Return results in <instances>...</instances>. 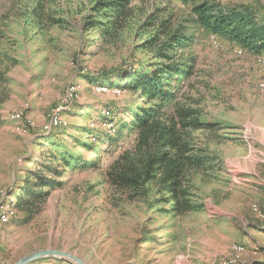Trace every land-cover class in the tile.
Masks as SVG:
<instances>
[{
  "label": "rangeland",
  "instance_id": "obj_1",
  "mask_svg": "<svg viewBox=\"0 0 264 264\" xmlns=\"http://www.w3.org/2000/svg\"><path fill=\"white\" fill-rule=\"evenodd\" d=\"M215 1L225 10L247 8L264 22V0ZM35 3L45 10L39 25L31 13ZM135 5L145 12L165 9L190 43L185 53L193 66L178 96L197 100L200 120L214 126L211 134H196L215 158L210 178L195 181L197 209L175 217L169 205L154 204L152 186L144 201L128 203L114 194L104 172L131 145L123 131L115 143L94 144L103 151L95 168L66 169L32 221H9L22 216L14 206L26 173L61 166L48 157L63 151L54 145L94 158L75 147L74 138L87 140L81 128L99 129L98 137L104 128L115 134L120 116L117 123L114 115L104 122L101 115H110L104 109L139 100L100 84L105 73L144 63L149 54L130 37L110 48L93 44L95 34L82 23L91 12L88 0H0V60L11 65L10 97L0 114V215L6 216L0 220V264L44 249L72 253L86 264H264V52L253 54L206 32L184 0Z\"/></svg>",
  "mask_w": 264,
  "mask_h": 264
},
{
  "label": "trees",
  "instance_id": "obj_2",
  "mask_svg": "<svg viewBox=\"0 0 264 264\" xmlns=\"http://www.w3.org/2000/svg\"><path fill=\"white\" fill-rule=\"evenodd\" d=\"M184 1L190 3V13L206 32L253 54L264 52V22L257 21L249 9L225 10L215 0ZM88 3L91 12L83 17L82 23L95 34L93 44L110 48L130 37L135 41L140 39L138 47L149 54L144 63L126 64L105 73L100 84L136 94L139 101L124 108H105L110 114L108 119L100 114L104 122H112L114 115L113 122L117 123L120 116L113 135L104 128L101 130L105 134L98 137L99 129L81 128L87 140L81 142L74 138L75 147H83L93 153L94 158L73 155V150H66L59 143L54 145L63 151L59 155L49 152L48 157L61 166H42L41 170L26 173L14 206L22 216L9 221L16 225L32 221L49 191L62 184L57 179L66 169L95 168L103 151L97 150L94 144L115 143L123 131L128 137L131 135V145L122 149L107 166L105 183L128 203L146 200L152 186L155 205H169L170 213L184 217L198 207L194 195L196 179L210 178L215 160L207 145H200L196 137L200 132L213 133L214 126L200 120L202 109L197 108V100L178 96L183 78L191 74L193 66L191 56L185 53L190 43L181 24L165 9L145 12L143 7H136L135 0H88ZM31 11L34 23L39 25L45 10L35 3ZM5 56L13 61L8 54ZM10 66L0 60V114L10 97L6 77ZM142 235L140 238L144 240L141 241L149 239L145 233Z\"/></svg>",
  "mask_w": 264,
  "mask_h": 264
},
{
  "label": "water",
  "instance_id": "obj_3",
  "mask_svg": "<svg viewBox=\"0 0 264 264\" xmlns=\"http://www.w3.org/2000/svg\"><path fill=\"white\" fill-rule=\"evenodd\" d=\"M44 260H58L69 264H86L83 260L72 253L62 250L44 249L31 252L13 264H37Z\"/></svg>",
  "mask_w": 264,
  "mask_h": 264
},
{
  "label": "bare ground",
  "instance_id": "obj_4",
  "mask_svg": "<svg viewBox=\"0 0 264 264\" xmlns=\"http://www.w3.org/2000/svg\"><path fill=\"white\" fill-rule=\"evenodd\" d=\"M263 66H264V62H263ZM262 86H263V85H261V88H262ZM255 211H256V210H255ZM256 213H257L258 215L261 214L258 210L256 211ZM0 220H3L4 222L6 221V216H5V214L0 215ZM238 248L242 251V247H238ZM236 256H237V255H234V256H233V260L235 259Z\"/></svg>",
  "mask_w": 264,
  "mask_h": 264
},
{
  "label": "built area",
  "instance_id": "obj_5",
  "mask_svg": "<svg viewBox=\"0 0 264 264\" xmlns=\"http://www.w3.org/2000/svg\"><path fill=\"white\" fill-rule=\"evenodd\" d=\"M58 109H61V108H58ZM57 113V109L55 110V113L54 114H56Z\"/></svg>",
  "mask_w": 264,
  "mask_h": 264
}]
</instances>
